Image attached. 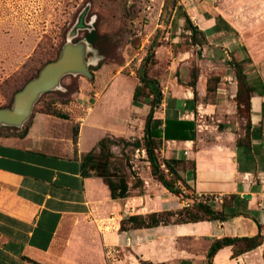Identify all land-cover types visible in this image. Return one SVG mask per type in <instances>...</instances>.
<instances>
[{
  "label": "crops",
  "instance_id": "obj_1",
  "mask_svg": "<svg viewBox=\"0 0 264 264\" xmlns=\"http://www.w3.org/2000/svg\"><path fill=\"white\" fill-rule=\"evenodd\" d=\"M182 21H178L179 27ZM194 23L209 37L236 30L221 15L208 17L204 24ZM244 72L255 89L247 135L246 119L237 113L235 72L228 67L225 75L219 76L214 102L193 103L192 117L182 116L176 107L183 118L195 119L197 110L200 118L206 114L218 117L223 129L215 125L207 139L200 128L203 124L195 119V140L167 141L161 149L166 158L186 162L182 174L192 192L214 197L216 209L224 197L234 195L226 211L242 214L226 220L120 231L124 217L176 211L183 202L149 175H138L144 182L142 193L140 188H132L130 196L114 199L106 181L82 166L84 153L102 137L114 136L97 132L93 136V130L86 128L94 111L90 98L96 99L100 92L93 97L85 86L78 92V99L87 107L86 116L70 113V118L64 119L38 113L24 137L0 136V264H34L31 260L44 264H107V247L120 250L115 264H204L214 239L255 235L258 224L264 233V67L252 62ZM100 81L95 85H106ZM206 87L203 95L198 93L199 99L205 96ZM163 92L162 113L171 115L164 88ZM133 93L134 90L132 101ZM63 106L59 107L65 112H69L67 108L72 110L69 105ZM73 124H79L77 153L72 140ZM101 124L97 125L100 130ZM244 138L249 143H238ZM199 241L205 244L201 254ZM231 254V246L220 249L214 264H253L252 257L264 259V245L236 258Z\"/></svg>",
  "mask_w": 264,
  "mask_h": 264
},
{
  "label": "rangeland",
  "instance_id": "obj_2",
  "mask_svg": "<svg viewBox=\"0 0 264 264\" xmlns=\"http://www.w3.org/2000/svg\"><path fill=\"white\" fill-rule=\"evenodd\" d=\"M173 2L167 0L164 8L166 0H0V108L11 107L26 77L41 70L50 58H58L69 39L78 42L86 39L87 32L96 30L99 39L96 46L89 44L86 60L92 68L101 63L92 78L65 75L56 89L39 97L23 126H1L0 135L19 133L53 99L70 98L71 102L58 106L69 105V114L86 116L87 107L78 99V92L88 87L93 97L96 91L100 93L96 104V99L90 98L94 111L86 128L93 130V136L97 132L125 139L112 146L113 172L125 173L133 183L138 175L151 176L146 152L134 147V141L142 137L149 105H134L132 92L139 83L138 69L155 38L159 42L155 48L158 64L153 73L162 79L166 97H176L182 116L192 117L194 93L188 83L196 70V89L203 95L208 79L224 76L235 61L244 60L246 67L252 62L264 67V0H175L174 8ZM184 11L193 22L203 24L208 17L221 15L236 30L210 34L201 46L191 45L185 21L180 27L172 22L174 15ZM100 78L106 83L103 87L95 85ZM197 111L194 118L203 124L200 128L207 139L215 125L223 129L218 117L206 114L200 118ZM98 122H102L101 130ZM160 155L166 158L161 151ZM182 167L186 164L179 169ZM185 193L197 195L187 189ZM180 199L183 207L191 204L188 199ZM198 250L200 254L205 250L203 241L198 242ZM251 260L264 264L258 257Z\"/></svg>",
  "mask_w": 264,
  "mask_h": 264
},
{
  "label": "trees",
  "instance_id": "obj_3",
  "mask_svg": "<svg viewBox=\"0 0 264 264\" xmlns=\"http://www.w3.org/2000/svg\"><path fill=\"white\" fill-rule=\"evenodd\" d=\"M173 8L175 6V0L173 2ZM167 5L164 4V8ZM185 21V28L190 32V44L202 45L207 38L204 30L199 28L197 24L193 22L191 17L184 11L181 15H174L172 22L178 23L179 20ZM86 39L92 44L97 45V39H99L96 30L87 32ZM159 45L157 38H155L148 52L143 59L141 66L138 69L139 83L135 86L133 93V104L136 106H142L143 103L149 105V110L145 117L143 135L134 141V147L136 149H142L146 152L147 160L150 166L151 176L167 188L170 192L177 195L182 199H188L191 201L190 206L182 207L176 211H163V212H151L147 215L132 214L124 217L121 221L120 231H126L130 229H143L152 228L161 224H181L188 222H200L209 220H226L228 217L239 216L242 213L239 212H227L226 207H231V199L224 197L220 201V208H215V199L198 197L195 195L190 197L186 192L191 190V186L186 181L182 171L184 167L180 168V165L186 162L182 159L176 158H161L160 151L163 148L165 142L171 140H195L197 137V122L195 119L183 118L180 116L178 110H176V97L166 98V107L172 110L171 115L166 113L164 116L162 113V104L165 100V94L163 92L162 79L153 73V68L158 64L156 56V46ZM55 57L50 58L47 62L54 60ZM45 62V63H47ZM44 63V64H45ZM101 67V63H98L95 67H90V70H97ZM233 70L235 72V78L237 81V94L235 97L237 103V113L246 119V135L248 134L251 114V96L255 91L254 86L248 79L247 74L244 72L246 68V62L244 60L235 61L233 63ZM40 70V68H39ZM31 76H27L24 84L32 79L38 71ZM199 73L196 70L188 86L193 88L194 98L193 101L196 104L198 101L202 102H214L218 94V87L220 82L219 76H213L208 79L206 94L202 99H199L198 91L196 89ZM23 84V85H24ZM22 87V86H21ZM18 88L16 91H18ZM15 91V92H16ZM45 92V94H49ZM71 99H53L48 103L41 113L58 116L64 119H69L70 114L63 111L58 105L68 104ZM32 118L23 129L17 134L5 133L6 135L0 136H19L24 137L33 123ZM78 138H79V124L73 125L72 140L74 143L75 152H78ZM125 141L122 137L104 136L97 145L87 153L82 155V166L93 171L97 176L102 177L109 186L111 197L114 199L124 198L131 195L132 188H140V193L143 192V180L136 176V181L130 185V180L125 173L113 172L114 152L113 145H119ZM249 143L245 138L239 139L238 143ZM174 217L173 220H171ZM264 245V233L262 226L258 224V232L252 236H223L216 238L212 241L206 252V258L204 264H214V258L217 252L226 247L231 246L232 258H236L246 252L252 251L259 246ZM34 264H44L38 261L31 260ZM143 264H154L150 261H143ZM163 264V263H159Z\"/></svg>",
  "mask_w": 264,
  "mask_h": 264
},
{
  "label": "water",
  "instance_id": "obj_4",
  "mask_svg": "<svg viewBox=\"0 0 264 264\" xmlns=\"http://www.w3.org/2000/svg\"><path fill=\"white\" fill-rule=\"evenodd\" d=\"M89 44L87 39L78 42L69 39L62 47L58 58L46 63L37 76L15 93L13 105L0 108V127L23 126L30 118L39 97L45 92L56 89L65 75L84 74L92 78L93 72L86 60Z\"/></svg>",
  "mask_w": 264,
  "mask_h": 264
},
{
  "label": "built area",
  "instance_id": "obj_5",
  "mask_svg": "<svg viewBox=\"0 0 264 264\" xmlns=\"http://www.w3.org/2000/svg\"><path fill=\"white\" fill-rule=\"evenodd\" d=\"M186 206H190L189 203ZM120 256V250L117 247H107L105 249V259L107 264H115L118 261Z\"/></svg>",
  "mask_w": 264,
  "mask_h": 264
}]
</instances>
